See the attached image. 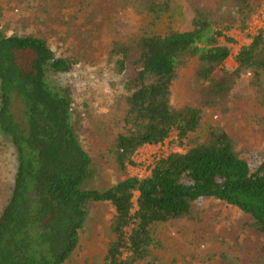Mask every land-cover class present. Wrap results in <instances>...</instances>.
Returning a JSON list of instances; mask_svg holds the SVG:
<instances>
[{
    "label": "trees",
    "instance_id": "obj_1",
    "mask_svg": "<svg viewBox=\"0 0 264 264\" xmlns=\"http://www.w3.org/2000/svg\"><path fill=\"white\" fill-rule=\"evenodd\" d=\"M3 3L36 26L30 34L9 35L0 24V134L15 159L9 199L0 209V264L68 263L93 211L104 204L115 210L107 264H156L152 249L159 245L152 228L157 224L188 220L199 240L218 237L199 205L205 199L248 216L249 236L260 237L256 246L241 251L243 256L223 255L217 264H264V160L248 161L229 130L211 128L206 139L189 141L187 152L160 158L144 179L128 172L147 145L176 135L175 143L185 148L200 130L206 109L234 118L239 102L249 101L235 88L249 75L264 110V29L241 48L235 66H227L230 45L236 43L230 34L250 30L261 0H193L191 30L165 36L147 31L114 44L106 69L109 84L119 85L115 97L123 99L119 111L128 131L113 146L121 179L106 187L99 186V168L82 140L84 117L74 85L54 86L50 77L76 69L86 81L81 68L99 66L101 31L83 28L90 18L95 27L122 10L156 23L174 13L175 1ZM4 16L0 11V21ZM195 60L194 75L182 80L187 104L176 109L173 86ZM84 108L86 113L89 106ZM255 120L264 137V114Z\"/></svg>",
    "mask_w": 264,
    "mask_h": 264
},
{
    "label": "rangeland",
    "instance_id": "obj_2",
    "mask_svg": "<svg viewBox=\"0 0 264 264\" xmlns=\"http://www.w3.org/2000/svg\"><path fill=\"white\" fill-rule=\"evenodd\" d=\"M5 0H0V11L5 16L0 21L3 30L11 35L14 33L30 34L34 32L35 22L31 17L27 22L24 14L19 11L6 9ZM174 13L163 18L162 21L152 23L125 11L108 15L103 21L96 22L92 18L83 25L84 29L94 32L101 31L98 48L101 50L102 60L96 69L81 68L89 79L78 75L75 70L69 75H51L50 81L54 86L73 84L78 98L77 110L84 117L81 135L84 146L94 157L99 168V186L106 187L121 179L116 169V155L113 146L116 137L126 133L128 129L123 122L122 98L115 97L119 85L109 84L110 73L107 71L108 54L113 51L116 42L126 43L138 37L143 32L167 35L171 31H189L192 29L194 18L193 0H174ZM262 8L254 17L251 28L245 34L232 32L236 43L231 44L232 56L227 61L228 67L235 66V56L241 48L251 43V36L264 29V0ZM224 43V41H221ZM197 60L187 69L181 71V80L173 86L172 104L176 109H182L187 104L186 90L182 87V80L194 75ZM104 70V72H103ZM252 76L244 78L235 88V93L244 94L249 98L239 102L235 117H225L220 112L206 109L204 119L198 133L191 135L185 148L175 143L177 136L158 146H145L134 157L135 166L128 172L132 176L144 179L149 176L152 167L171 152L185 153L189 150V141H202L207 138L211 128H225L231 132L236 145L244 151L243 155L255 164L264 160V137L260 127L256 125V116L264 114L263 108L256 101V92L251 89ZM84 104L89 106L85 113ZM89 115V119L88 116ZM99 128L100 130H96ZM91 129V130H89ZM93 129V130H92ZM5 156V157H3ZM15 167L11 145L0 134V209L9 199V186L12 183V172ZM204 209L209 224L213 225L218 237L199 240L196 226L188 220H180L168 224H157L152 228V234L159 245L152 249L156 264H217L223 255L243 256L241 251H248L256 246L260 240L249 235L250 218L241 216L233 207L225 203L205 199L199 202ZM90 216L85 230L81 233L80 245L71 261L66 264H107L105 258L115 236L110 234V227L114 219L115 210L111 205H98ZM244 227V228H241ZM224 239V241H221ZM227 264V262H225Z\"/></svg>",
    "mask_w": 264,
    "mask_h": 264
}]
</instances>
